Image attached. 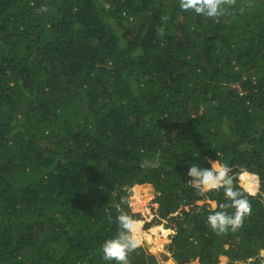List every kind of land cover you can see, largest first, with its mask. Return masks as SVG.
I'll return each mask as SVG.
<instances>
[{
    "label": "trees",
    "instance_id": "16d2710c",
    "mask_svg": "<svg viewBox=\"0 0 264 264\" xmlns=\"http://www.w3.org/2000/svg\"><path fill=\"white\" fill-rule=\"evenodd\" d=\"M224 7L0 0V264H109L116 216L143 218L136 184L171 220L176 264H263L264 0ZM210 160L234 187L258 177L234 232L207 222L223 190L186 183ZM126 264L162 263L142 245Z\"/></svg>",
    "mask_w": 264,
    "mask_h": 264
},
{
    "label": "clouds",
    "instance_id": "9594fccd",
    "mask_svg": "<svg viewBox=\"0 0 264 264\" xmlns=\"http://www.w3.org/2000/svg\"><path fill=\"white\" fill-rule=\"evenodd\" d=\"M229 2L230 0H179V6L204 19H219L224 15V6ZM209 164L210 167L190 164L186 172V183L200 192L223 190L227 200L212 205L213 210L207 216V222L217 233L228 230L234 232L251 214V203L245 193L255 195L252 182L258 177L255 173L245 171L240 175L238 187H234L235 178L229 165L215 160H210ZM116 222L118 231L103 241L100 250L102 258L109 264H126L129 254L142 247V234L137 219L128 213L117 215Z\"/></svg>",
    "mask_w": 264,
    "mask_h": 264
},
{
    "label": "rangeland",
    "instance_id": "374dc122",
    "mask_svg": "<svg viewBox=\"0 0 264 264\" xmlns=\"http://www.w3.org/2000/svg\"><path fill=\"white\" fill-rule=\"evenodd\" d=\"M138 186L140 187V190H141L140 193H143L144 195L145 194L146 195L149 194L148 198H147L148 200L146 199L145 202H139V201L135 202L142 209V214H143L142 230L148 231L151 227H153L155 225H162V226H164L166 228H170L169 226L171 224V220L162 219L159 216V213H158L159 204L155 201L156 192H155L154 187L152 185H147V184H136L134 186L135 187L134 192H133L134 195L136 194ZM186 209H188V207H186ZM180 212L181 211L175 213L174 215H177ZM146 222H148L150 224L149 228H145V223ZM174 233H175V230H173V229H171V231H169L168 234L164 235V236H163V233L161 232L162 237L165 239V241H164V245L162 246L161 250H159V251H155V252L152 251L150 249V247L147 245L148 243L146 241H143L142 245L145 246L150 252L155 253L162 264H167L166 262H167L168 258H170V256H171L170 252L167 250V244H168V242L170 240L171 235L174 234ZM241 263L242 264H251L249 261L248 262H240L238 264H241Z\"/></svg>",
    "mask_w": 264,
    "mask_h": 264
},
{
    "label": "bare ground",
    "instance_id": "6f19581e",
    "mask_svg": "<svg viewBox=\"0 0 264 264\" xmlns=\"http://www.w3.org/2000/svg\"><path fill=\"white\" fill-rule=\"evenodd\" d=\"M140 191H141L140 187L138 186L136 194L134 195L135 202L136 201L137 202L138 201L139 202H145V200L148 198L149 194L144 195L143 193H140ZM137 221H138V224L140 226V231L142 234L141 235L142 242L146 241L148 243V246L150 247V249L154 252L161 250L162 246L164 245V241H165V239L162 237L161 232L163 233V236L167 235L168 232L171 231V228H166L162 225H155V226L151 227L148 231H144V230H142L143 220L141 219V220H137ZM170 255H171V253H170ZM166 263L167 264H176V262L172 258H168Z\"/></svg>",
    "mask_w": 264,
    "mask_h": 264
},
{
    "label": "water",
    "instance_id": "95a60500",
    "mask_svg": "<svg viewBox=\"0 0 264 264\" xmlns=\"http://www.w3.org/2000/svg\"><path fill=\"white\" fill-rule=\"evenodd\" d=\"M135 200V197H134V194H131L130 197H129V201L130 202H134ZM148 245V244H147ZM169 256V255H168ZM263 264H264V260H263Z\"/></svg>",
    "mask_w": 264,
    "mask_h": 264
},
{
    "label": "crops",
    "instance_id": "0c3cea01",
    "mask_svg": "<svg viewBox=\"0 0 264 264\" xmlns=\"http://www.w3.org/2000/svg\"><path fill=\"white\" fill-rule=\"evenodd\" d=\"M141 220V219H140ZM170 258H172L171 256H170ZM173 259V258H172Z\"/></svg>",
    "mask_w": 264,
    "mask_h": 264
}]
</instances>
